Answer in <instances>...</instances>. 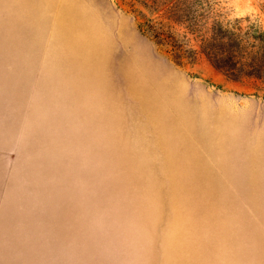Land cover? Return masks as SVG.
<instances>
[{"label": "rangeland", "instance_id": "obj_1", "mask_svg": "<svg viewBox=\"0 0 264 264\" xmlns=\"http://www.w3.org/2000/svg\"><path fill=\"white\" fill-rule=\"evenodd\" d=\"M208 2L0 0V264H264V76L199 49L264 0Z\"/></svg>", "mask_w": 264, "mask_h": 264}, {"label": "trees", "instance_id": "obj_2", "mask_svg": "<svg viewBox=\"0 0 264 264\" xmlns=\"http://www.w3.org/2000/svg\"><path fill=\"white\" fill-rule=\"evenodd\" d=\"M165 7L167 15H174V22L181 20L189 30L199 31L200 24L207 18L210 4L208 0H168ZM242 20L236 18L225 23L214 20L209 34L200 36L199 49L215 68L232 79L243 76L259 78L264 76V29L253 23L242 26ZM137 26L157 43L169 44L178 55L186 51L188 56L195 54L194 49L183 48L174 32L165 29L166 22L162 20L155 25L144 20Z\"/></svg>", "mask_w": 264, "mask_h": 264}]
</instances>
